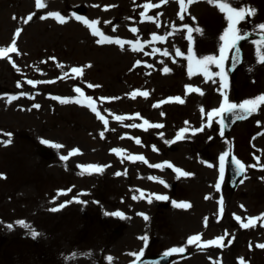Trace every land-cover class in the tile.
<instances>
[{
  "label": "rangeland",
  "instance_id": "obj_1",
  "mask_svg": "<svg viewBox=\"0 0 264 264\" xmlns=\"http://www.w3.org/2000/svg\"><path fill=\"white\" fill-rule=\"evenodd\" d=\"M43 2L46 7L38 9L36 0H0V47L9 46L15 30L22 29L17 38L19 52L9 54L15 66L7 58H0V130H3L0 137L12 141L7 145L0 143V173L4 174L0 176V264H109L108 256L113 257L111 264H132L137 257L131 253L143 251L139 259L165 253L185 245L187 238L197 233H202V240L224 235L226 246L187 245L184 253H173L171 264H240V258L245 264H264V249L257 246L264 243V224L257 221L245 229L233 216L235 213L247 222L249 216L264 213V179H261L264 169L248 167L243 183L231 192L225 177L219 180L218 159L222 152L233 151L246 165L264 164V105L247 120L236 124L228 137L220 136L218 118H214L212 126L205 125L203 131H189L185 139L171 145L164 142L174 139L182 127L199 128L207 119L202 117L201 105L207 112L219 106L222 96L217 91L219 84L211 80L205 82L202 73L196 72L189 77L186 58L173 59L176 47L187 52L186 29L178 27L163 42L151 41V33L173 32V23L199 25L204 34L193 33L196 55L218 54V37L226 27L224 14L208 0H195L188 5L185 20L181 21L177 15L178 0H168L147 13H161L157 26L155 21L142 20L139 15L146 0ZM151 2L158 3V0ZM240 3L258 10L254 17L242 22L247 31L258 33L254 29L264 22V0H240ZM105 5L114 6L105 9ZM76 7L85 9L82 17L99 20L98 27L108 35L126 41L139 38L149 43L144 44L142 52L132 51L128 44L125 50L115 44L98 45L91 29L73 15ZM48 11H59L69 19L64 23L52 17L40 19ZM29 13L35 15L24 23L21 17ZM105 20L111 23L106 24ZM113 25L117 26L115 31ZM131 26L139 31L131 32ZM153 47L168 48L172 55L164 56L162 52L146 55ZM52 56L57 59H48ZM137 59L154 67L141 64L133 68ZM229 61L226 67L231 100L239 103L264 93V63L258 62L256 45L252 41L243 46V63L234 75L229 74ZM89 62L92 67L84 69L82 77L71 73L72 66ZM58 63L64 65L63 69ZM165 65L172 71L164 73ZM212 70L218 71L214 65ZM28 79L41 83L29 85ZM17 81L23 86L18 87ZM88 83L101 87L89 88ZM187 84L200 87L204 94L187 92ZM75 86L81 87L85 96L93 97L101 114L109 121L107 130L87 107L86 101L76 103V99L84 98L74 91ZM136 89L148 91L149 96L138 94L132 98L127 95ZM20 92L30 95L8 102L7 96ZM54 96L73 99L60 103L52 98ZM173 96H180L184 102L167 100ZM101 97L120 99L101 101ZM159 100L166 102L154 107ZM37 103L41 107L33 108ZM105 109L110 111L105 112ZM137 112L152 124H163V127L145 126L146 130L128 127L132 123H143V119L133 115ZM115 115L125 116V119L118 121ZM101 131H105L103 138ZM4 132L13 135L9 138ZM159 132L164 133L163 138ZM133 137H139L142 143L137 144ZM41 138L64 147L43 144ZM39 144L50 148L53 158L41 157L36 150ZM152 145L159 151L153 150ZM75 147L81 149V153L72 155L67 161L61 159ZM112 148L125 151L117 155L110 151ZM131 154H143L150 164L167 160L194 175L178 178L173 168L155 169L141 161L129 160ZM254 154L261 157L259 162ZM203 161L214 166L209 167ZM88 163L110 166L101 173L81 174L83 170L78 165ZM125 169L127 175L123 174ZM118 171L121 175H114ZM149 176L161 177L168 186ZM217 182L221 184L219 190L215 187ZM69 188L71 191L66 193L59 191ZM138 189L147 190L145 196L148 192L167 195L169 203L159 207L162 203L155 197L151 203L144 198L133 199L134 193L139 195ZM74 196L87 200V205L72 200ZM221 197L225 211L218 220ZM65 200L72 202L58 211L50 210ZM172 201L190 202L191 207L180 208ZM241 204L245 208L242 209ZM79 207L84 208L83 217ZM116 211L124 212L126 217L106 214ZM141 212L146 213L149 220L139 215ZM17 220L27 221L41 235L33 238L29 229L15 223ZM9 223L13 224L12 228L8 227ZM120 224L125 226L114 239L111 233ZM142 236L148 237L147 244L140 239Z\"/></svg>",
  "mask_w": 264,
  "mask_h": 264
},
{
  "label": "snow or ice",
  "instance_id": "obj_2",
  "mask_svg": "<svg viewBox=\"0 0 264 264\" xmlns=\"http://www.w3.org/2000/svg\"><path fill=\"white\" fill-rule=\"evenodd\" d=\"M194 2H195V0H178L180 8H179V12L177 13V15L179 16L181 21L185 20V14L187 13L188 5H191ZM166 3H168V0H158V3H152L151 0H146V2L142 5L143 11H141L139 14L141 19L147 20V21H155L157 23V26H159V16L161 15V13H156L155 15H148L147 13L150 9L157 8L160 5H164ZM208 3L217 6L219 11L224 14V18L226 20V27L223 29L222 33L218 37V39L220 41V43L218 44V54H207V55H203V56H197L196 55V53L194 51L195 39H194L193 33H199L200 35L204 34L203 28L200 27L199 25L193 26L190 23H183V24L177 26L176 24L173 23L171 25L173 32H168L164 35H159L155 32L151 33V41L163 42V41L167 40L168 36L173 35L178 27L181 29H186L187 30L186 39L189 42L188 47H187V52L181 51V49L179 47H176L173 59H175V57L186 58V60H187V72H188L189 77L193 76L196 72L202 73L204 78H205V82H207L208 80H211L212 83H218L219 84L217 91L222 96V100L220 101L219 106L213 107L210 110H208L207 112L205 111L204 106L201 105L200 111H201L202 117L206 116L207 119L205 120L204 123L201 124V126L199 128H191V129H189L187 127L180 128L178 130L177 135L174 137V139L164 140L165 144H168V145L173 144L174 141H179V140L185 139V133H187L189 131H191L192 133H196V132L203 131L205 125L207 127H211L214 118H218V123L220 126L219 134L221 137H223L224 136V130L227 127L226 121L229 119V117L232 118L233 122L235 120L244 119L247 116L252 115V113L259 111L261 108V105H264V93H261L255 97H252V98H245L239 103L231 100L229 98V93H228L229 76H228V71H227V67H226L229 59H231V63H232L233 67L235 66L237 61L240 60V58H241L240 42L242 40L247 39L248 37H250L252 35L251 32L247 31L242 26V22H245L249 17H254L258 10L249 4L240 3V0H208ZM113 6L114 5H105L104 7H105V9H107V8H110ZM45 7H46V4L43 2V0H36V8L43 9ZM34 15H35V13H29L27 15V17H21V19L24 21V23H27L28 21L32 20ZM73 15H75V18L77 20H82L91 29L92 35L97 37L95 42L98 45L115 44V45H118L121 48V50H125V44H128L131 46L132 51L142 52L144 50V44L149 43V41H147V40H144L143 42H141V40L139 38H137L135 40H127L126 41L125 39H123L119 36L108 35L100 27H98L99 20L87 19L85 17L76 15L75 13H73ZM188 15H191V14L188 13ZM47 17L55 18L60 23H64V22H66L67 19H69V17H66L65 15L61 14V12H59V11H48L44 15L40 16V19H45ZM14 19H15V17H14ZM126 19H132V18L127 17ZM191 19L193 21H195L196 17L191 16ZM104 23L109 24V23H111V21L105 20ZM116 27H117L116 25H113V31H115ZM130 30L133 33H137L139 31V29L135 26H131ZM254 30L258 31L259 37H260L259 39L252 41V43L254 45H256L257 60L259 63H264V22H261L258 25H256ZM21 31H22L21 28H17L15 30L14 37L11 41V44L9 46H6V47H0V58H7L9 61H11L13 63L14 66H15V61L12 59V56H10L9 54L19 52V49L17 47V38L20 36ZM159 52H162V54L164 56L172 55V53L169 52L168 48L161 49L158 47H153L151 53H145V54L146 55H154L155 53H159ZM48 59L56 60L57 58L52 56V57H49ZM141 64H146L147 67H149V68L154 67V65L147 64V61H142V60L137 59L134 62L133 68L136 66H139ZM213 65L215 66L216 69H218V71L212 70ZM58 67L63 69L64 65L61 63H58ZM90 67H92V65L89 62V63L82 65V66H72L70 68V71H71V73H74L75 76L82 77L84 75V69L90 68ZM131 70L132 69H130V71ZM162 70L164 73H169L172 71V69L169 68L167 65H165ZM17 71H20L19 67H17ZM64 75L67 76L68 73L65 72ZM215 78H218V80ZM39 83H41V81L33 80V79L27 80V84H29V85H37ZM17 86L22 87L23 85L21 84L20 81H17ZM88 87L89 88H97V87H101V86L97 85V84L88 83ZM185 88L187 89V92H189V93L192 91H195L201 95L204 94L203 90L200 87L194 86L192 84L185 85ZM74 91L76 93H79L80 97L84 98V99H76V103L83 104L86 101L87 107L93 113H95L96 117L100 121L103 122V124L105 126V130H107V126L109 124V121L105 115L101 114V111L97 107V104L93 101V97L90 95L85 96L84 90L79 86H75ZM138 94L142 95L144 97L149 96L148 91H146V90L141 91L139 89H136L130 93H127V95H129L132 98H135ZM29 95L30 94L28 92H20L18 95L7 96V100L9 103H11L13 100L18 99L19 96H29ZM52 98L59 101L60 103H67L71 99H73L71 97H66V96H54ZM100 99H101V101L117 100V99H120V97H101ZM167 100L168 101H178L180 103L184 102L180 96L168 97ZM165 102H166L165 100H159L153 106L157 107L159 105H163ZM32 107L39 109L41 107V105L37 103V104L32 105ZM28 110H31V109H28ZM107 111H110V110L105 109V112H107ZM133 115L135 117H140V113H138V112L133 114ZM162 115H164V113H162ZM114 118L118 121H123L125 119V116L115 115ZM140 118L143 119L142 124L137 125L136 123H132V124H129L128 127H132V128L140 127L142 129H145V130H146L145 126L156 127V128H162L163 127V124H159V123L152 124L147 119H144L143 117H140ZM188 123H189L188 121H185V124H188ZM260 123H261L260 121H257V124H260ZM0 132H3V130H0ZM3 135L10 138L13 135V133L4 132ZM104 135H105V131H101L100 132L101 138H103ZM125 135H127V134H125ZM158 135L161 138L164 137L163 132H159ZM133 139L135 140V142L137 144L142 143V141L139 137H133ZM208 139L211 140L212 137L209 136ZM41 142L43 144H46V145H53L56 148L64 147V145H62V144H54L52 141H50L48 139H44V138H41ZM0 143L7 145V144L12 143V141H11V139L5 140V139H2V137H0ZM152 148L155 151H159V149L156 147V145H152ZM110 151L113 153H116L117 155H120L125 150H123L121 148H112V149H110ZM78 153H81V149H79L78 147L72 148L68 152L67 155H62L61 159L64 161H67L72 155L78 154ZM229 154H230L229 151H224L219 155L218 159H219V180L220 181L224 180L225 171H226V167H225L226 166V158L229 156ZM128 159L131 161H141L145 164H149L150 167L155 168V169L163 170L165 167L173 168L174 171L178 174V178H179V176L190 177V176L194 175L193 173H191L189 171L183 170V169L175 166L174 164H172L170 161H167V160L160 162V163H156V164H150L149 161L147 160V158L143 154H131L128 156ZM254 159L257 162H259L261 157L254 154ZM121 162L123 163V160H121ZM231 162L233 165H235L236 171L239 174L245 173V171L247 170L248 167H259V168L264 169V164L255 163L252 165H246L241 159L237 158L235 155H232ZM203 163L207 164L209 167L214 166L209 161H203ZM109 166H110L109 164H97V163H88V164H79L78 165V167L83 170L81 174H84L85 172H87L88 174H92L93 172L101 173V172H103V170L105 168H107ZM123 174L127 175V169L124 170ZM3 175H4L3 173H0V176H3ZM114 175L119 176V175H121V172L118 171V172L114 173ZM148 178L151 180L159 181L161 184L168 186L166 181H164L159 176H149ZM244 179H247V176H245ZM261 179H264V177H261ZM241 183H243V180L241 181ZM215 187L219 190L221 188L220 182H217ZM59 191L62 193H66L68 191H71V189L70 188L69 189H61ZM137 191L139 192V195H136L134 193L133 199L144 198L147 200L148 203L152 202L153 197H155L156 200H160V201H167L169 199V197L167 195L158 194L155 192H148L147 196H145V192L147 191L145 189H138ZM82 194H84V193L82 192ZM205 198L207 199L208 197L206 196ZM72 200H75V201H77L81 204H84V205H87V203H88L87 200H80L79 197H77V196H74L72 198ZM72 200H65L63 203L59 204L57 207L52 208L50 210L51 211H58L59 209H62L63 207H65L67 204L71 203ZM96 203H99V201H96ZM172 203L174 205H176L177 207L184 208V209L191 207L190 202L172 201ZM240 207L242 209L245 208V206L243 204H241ZM224 211H225L224 199H223V197H221L219 200L218 220H219V218H221L223 216ZM106 214L116 216V217H121V218L126 217V214L122 211H116L113 213H106ZM139 215H141L146 221L149 220V216L146 213L141 212V213H139ZM233 216L235 217V219L237 221L240 222V225L245 229H248V228L254 226L257 221H261V223L264 224V213H260L258 216H249L247 218V222H245L241 218V216L236 215L235 213H233ZM15 223L17 225H20V226L26 228V229H29L30 234L32 235L33 238H36V237L41 235V233H39L33 226H31L25 220H17ZM204 223H205V226H207V223H208L207 217L205 218ZM8 227L12 228L13 224L9 223ZM140 239H142L145 242V244H147V242H148L147 236H142V237H140ZM233 239H234V237H233ZM224 240H225L224 235L217 236L215 239L202 240V233L193 234L187 238L185 245L173 247V248L169 249L168 252L165 253V255H170L173 253H184L186 251L187 245H192L194 243L196 244L197 247H201V245H203V246L215 245V246L223 248L226 246L223 243ZM257 246L264 249V243H260ZM250 247H251V245H250ZM73 255H75V253ZM131 255L137 257V261H138L139 257L143 255V251H141L140 253H131ZM107 259L109 261V264H111L113 257L108 256ZM210 259H211V257H210ZM137 261H133V264H137ZM214 264H215V262H214ZM240 264H245V261L243 258H240Z\"/></svg>",
  "mask_w": 264,
  "mask_h": 264
},
{
  "label": "water",
  "instance_id": "obj_3",
  "mask_svg": "<svg viewBox=\"0 0 264 264\" xmlns=\"http://www.w3.org/2000/svg\"><path fill=\"white\" fill-rule=\"evenodd\" d=\"M260 38L259 35H251L250 37H248L247 39L245 40H242L240 42V48H241V44L251 38ZM242 62V58H240V60L237 61V63L235 64V66L233 67L232 66V63H231V71H235L241 64ZM236 121V120H235ZM234 121V122H235ZM233 120L231 117H229V119L226 121V124H227V131H229V129L231 128V126L233 125ZM40 153L44 156H50L48 154V152L42 148L39 149ZM231 158H229L228 160V171H229V182L232 186L235 185V183L237 182V180L239 179V177L241 176V174L237 173L236 171V168L234 167V165L232 164L231 162ZM168 261V256H161V257H158V258H148V259H144L142 260L141 262H139L138 264H165L166 262Z\"/></svg>",
  "mask_w": 264,
  "mask_h": 264
}]
</instances>
